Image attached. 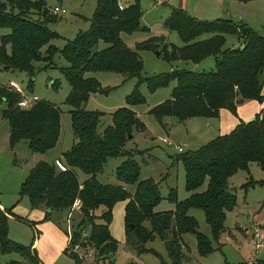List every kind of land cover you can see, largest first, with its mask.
Here are the masks:
<instances>
[{
	"label": "trees",
	"instance_id": "16d2710c",
	"mask_svg": "<svg viewBox=\"0 0 264 264\" xmlns=\"http://www.w3.org/2000/svg\"><path fill=\"white\" fill-rule=\"evenodd\" d=\"M118 3L119 0H97L89 29L79 32L59 51L68 62L61 72L70 84L66 104L70 106L73 143L69 150L61 153L65 170L54 163L37 162L22 181L19 196H26L31 208H43L45 218H49L53 210H69L79 200L81 214L76 217L73 242L93 247L94 258L107 260V264H114L113 256L118 247L109 229L112 210L117 202L126 200V245L141 254L148 241L159 237L170 257L166 264H180L185 233L196 235L199 255L215 250L208 237L197 231L198 222L189 210H203L212 238L218 241L224 231L226 213L236 206V196L228 186V179L239 169L248 170L252 161L264 171V109L253 120L239 121L229 133L217 135L199 149L179 152L176 160L183 163L188 196L179 200L176 190L170 189L167 198L174 208L157 211L161 201L158 183L151 178H139L140 166L134 156L140 151L130 152L125 148L129 134L133 136L135 131L145 130L133 109L145 102L138 85L146 82L148 90L153 92L174 81L170 97L149 109L159 122L167 116L179 121L194 116L215 117L221 108L236 114L240 103L264 100V32L230 18L199 20L179 7H171L164 26L175 31L182 44L169 50L164 45L165 57L169 61L180 59L198 63L213 56L215 68L202 72L174 69L145 77L141 74L143 63L138 52L150 48L152 40L158 38L136 43L134 49L128 47L121 33L149 29L140 24L138 0L124 4L122 9ZM55 19L44 0H0V29L8 30L0 34L1 69L26 72L31 83L33 63L40 59L51 61L57 52L55 45L50 43L57 35L47 27V23ZM227 35L233 36L239 45L224 46ZM99 41L105 46L95 50ZM97 71L137 78V85L125 97L126 105L111 112V124L102 131L98 130L102 112L85 108L90 94L107 92L89 74ZM18 98V94L0 84V105H4L1 114L8 121L12 146L25 140L33 152L54 147L61 136L60 107L38 101L28 110L21 109L16 106ZM120 156L124 160L115 168L120 184L100 183L96 176L108 159ZM255 184L264 185V178L248 179L243 187L247 189ZM127 185L134 186L133 192L130 193ZM11 213V208H0V254L17 252L24 258L28 256L32 264H39L34 250L8 237L7 214ZM87 228L89 233L82 238ZM7 264L22 263L12 260ZM128 264L139 263L131 261Z\"/></svg>",
	"mask_w": 264,
	"mask_h": 264
},
{
	"label": "rangeland",
	"instance_id": "374dc122",
	"mask_svg": "<svg viewBox=\"0 0 264 264\" xmlns=\"http://www.w3.org/2000/svg\"><path fill=\"white\" fill-rule=\"evenodd\" d=\"M134 1L136 0H120V3L126 4ZM44 2L50 14H52L51 10L55 6L65 9L63 14H54L55 21L47 23V27L57 35L56 38L50 41V43L55 45L57 52L51 61L40 59L33 63L35 69L34 80L31 83L26 72L19 70L6 71L0 67V84L8 88L18 84L25 91L38 96L39 101L50 102L59 106L61 109V136L54 147L44 152L31 151L25 140H20L12 146L8 121L1 114L2 106L4 105H0V183H4L3 188L8 192L0 190V199L7 201V203L12 200L10 194L14 192L9 190L10 183H7L9 175H21L22 182L39 161L54 163L59 167L58 163H62L61 152L70 149L73 139L70 125V106L66 104V98L70 93V84L61 72V69L67 66L68 62L59 51L67 41L73 40L79 32L89 29L96 10L97 0H44ZM138 2L141 9L140 24L148 27L149 30L122 33L121 38L132 49L135 48L136 43L149 41L151 37L158 38H154L152 43L150 41L152 47L150 46V48L138 52L143 63L142 76L160 75L174 69H186L195 72L214 70L215 61L212 56L196 64L180 59L169 61L162 52L163 46L166 45L169 50L173 46H180L182 41L175 31H171L164 26V21L169 15L171 7H179L199 20L224 18L226 16L225 11L230 9L227 6V0H167L165 3H160L157 0H138ZM7 31V29H0V34ZM259 32L262 33L261 30ZM229 38L231 37H227L224 46H228V43H230ZM104 46L105 43L99 41L94 49H101ZM89 74L93 75L101 87L107 90L106 93L90 94L85 104L87 110L102 112L98 126V130L102 131L104 127L111 124V112L126 105L125 97L137 85V78H124L121 73L110 71H97ZM173 85L174 81L168 86L158 88L153 92L148 90L146 82H141L138 85L145 102L134 106V110L144 124L145 130L143 132L135 131L133 136L128 138L125 145L126 150L130 152L140 151L134 156L140 166L139 178H151L158 183L161 201L156 207L157 211H167L174 208V204L167 198L170 189L176 190L179 200H183L188 196V192L185 190L183 163L180 160H176V157L181 153L172 146L162 142L161 139L167 138L172 143L180 144L184 150L182 153H185L199 149L216 137V134L221 133L224 127V121L221 119L219 112L215 117L194 116L188 117L184 121H179L174 116H167L159 122L149 113V109L168 99ZM123 160V156L109 158L103 170L97 174V180L102 184L113 185L117 182L119 183L115 168ZM258 165L257 162L252 161L248 164V170L239 169L228 179V186L231 189L235 188L232 191L236 196V206L226 213L224 231L220 234V240L214 241L212 238L210 226L205 220L202 209L191 208L189 210V214L198 222L197 231L207 236L216 250L204 256L199 255L196 235L194 233H185L182 236L184 246L181 249L180 264H222L225 258L231 262L237 260L241 251V246L237 243L240 236L239 229L243 225V221H245L247 212L255 207L258 208L259 205L258 199L251 203L252 194L245 193L248 188L244 189L243 185L250 178V174L255 179L258 170H260ZM204 187L205 184L201 188L204 189ZM127 189L129 191L133 190L134 186L127 185ZM255 194L256 192L252 195V199ZM14 195L15 206H27V209H29V200L26 196H19V189L16 190ZM100 210L101 208L97 212L99 213ZM67 213L66 210L60 213V210L56 209L51 212L50 218L54 223L60 224L62 220L57 221L58 218L56 217L61 214L65 220ZM80 214V209L74 212V224L77 221L76 217ZM12 224L15 235L25 239L26 234L22 232L21 227L19 228L20 223L13 221ZM83 233L88 234V228ZM234 237L236 238L234 239ZM31 239H33V236L28 234L26 240L29 242ZM18 241L22 244H27L26 242ZM20 255L17 252L6 253V255L0 254V264H7V262L12 260L17 261V259H20ZM113 257L114 264H128L131 261L139 264H166L170 262L166 246L159 237L148 241L145 244V251L141 254L126 245V248L117 247ZM97 261L102 260L95 259V262ZM105 261L108 263L107 260ZM23 262L32 264L28 256L27 258L23 257Z\"/></svg>",
	"mask_w": 264,
	"mask_h": 264
},
{
	"label": "crops",
	"instance_id": "0c3cea01",
	"mask_svg": "<svg viewBox=\"0 0 264 264\" xmlns=\"http://www.w3.org/2000/svg\"><path fill=\"white\" fill-rule=\"evenodd\" d=\"M166 1L167 0H164L160 3L163 2L165 3ZM227 3H228L227 5L228 8L230 9H227L225 11L226 16L224 18H230L235 22L245 23L254 30H256L257 32H259V30H261L262 33L264 32V0H249L246 2H242L238 0H227ZM228 36L229 35L226 36V40ZM230 37H231L229 38L230 43H228V46L226 47L238 46L239 45L237 43L238 41H236L233 36ZM263 77H264V71H263ZM262 94H264V85L262 86ZM263 108H264V101L260 102L255 99L246 100L240 103L236 108L237 115L232 114L225 108H221L219 110V115L221 119L224 121V125H223L224 127L221 133L216 134V136L229 133L239 123V121L248 122L250 120H253L256 114L262 113ZM72 143H73V139L71 145ZM177 145L180 146V144ZM169 146H172L174 149H176L173 145H169ZM259 169L260 170H258L255 179L252 178L251 174L249 179L254 181L262 180L264 178V171L260 168V166ZM13 175L14 176L11 175L12 177L10 175L7 177L9 179L7 183H10L9 190L14 191L12 194H10L12 200L7 203V201L4 200L2 201L0 199V208L1 209L11 208L12 211L11 214H7L8 237L11 240L18 243H20L18 240L26 242L27 244H23V245L29 246L31 250H34L37 256V260L39 261V264H107L106 261L95 262L94 255L86 257L83 261H77L74 258L73 254L68 252L67 237L64 226L66 218L64 220L63 215L59 214L56 217L58 218L57 221L62 220L60 224L58 223L56 224L54 223V221L51 220L50 217L45 218L46 211L43 208L29 207V209H27L28 208L27 206L26 207L15 206L13 199L15 196L14 193L16 192V190L19 189V186L21 185L20 183H22L21 182L22 177L21 175L18 176L17 174L16 175L13 174ZM117 184H120V182L119 183L117 182L113 185H117ZM3 185L4 183H0V190H4ZM6 185L8 186V184ZM130 192H133V190H130ZM255 192L256 194L255 196H253L252 199V195H254ZM245 193L252 194L251 203L255 202V200L258 199L259 205L258 208L255 207L254 209L249 210V212H247L245 216V221H243L244 223L239 229L240 236H239V240L237 241V243L241 246L239 257L237 258V260H234L232 262L225 258V261L222 264H264V185L255 184L253 186H250L248 187ZM126 202H127L126 200L119 201L114 205L112 210V221L109 226L111 235L114 237V239L118 241V248L119 247L126 248L125 225H124V207ZM65 210L68 212L67 209ZM63 211L64 210H60V213ZM16 215L21 217L22 219H17L15 217ZM13 221L20 223L19 228L21 227L22 232L26 234V236L24 237L25 239H22L18 237V235H15L16 233L13 231V224H12ZM255 226L260 228L261 240L258 246H255L252 243V231ZM28 234L33 236V239H31L29 242L28 240H26ZM235 238L236 237H234V239ZM20 256H21L20 259H17V261H19L22 264H27L23 262V256L22 255Z\"/></svg>",
	"mask_w": 264,
	"mask_h": 264
},
{
	"label": "built area",
	"instance_id": "2783aa9c",
	"mask_svg": "<svg viewBox=\"0 0 264 264\" xmlns=\"http://www.w3.org/2000/svg\"><path fill=\"white\" fill-rule=\"evenodd\" d=\"M158 2H162L164 0H157ZM119 8L122 9L124 7V4L120 3L119 0ZM51 12L53 14H63L65 13L64 8H60L58 6H55ZM14 93L18 94L19 98L16 102V106L21 109H29L31 108L35 103L39 101V97L31 94L27 91H25L20 85L14 84L12 88H10ZM162 142L168 144V145H173L178 152H182L183 149L181 146L172 143L169 139L167 138H162ZM59 164V169L65 170V167L62 163ZM79 200H76L74 204L69 208L67 217L65 220V233L67 236V250L71 254H74V256L79 260L83 261L86 257L88 256H93L94 255V249L91 246H82L80 243H74L73 242V230L75 228V224L73 221V215L75 211H78L81 207L80 203H78ZM87 234L83 233L82 238H85ZM261 240V235H260V228L255 226L252 231V243L255 246H258Z\"/></svg>",
	"mask_w": 264,
	"mask_h": 264
},
{
	"label": "water",
	"instance_id": "95a60500",
	"mask_svg": "<svg viewBox=\"0 0 264 264\" xmlns=\"http://www.w3.org/2000/svg\"><path fill=\"white\" fill-rule=\"evenodd\" d=\"M132 137V135L131 134H129V136H128V138H131ZM232 190H235V188L233 187L232 188ZM80 232L82 231V228H80V230H79Z\"/></svg>",
	"mask_w": 264,
	"mask_h": 264
}]
</instances>
